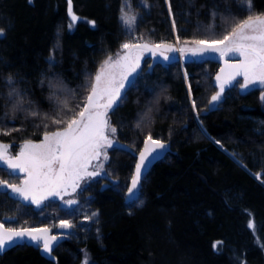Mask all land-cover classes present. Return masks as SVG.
<instances>
[{
  "label": "trees",
  "instance_id": "1",
  "mask_svg": "<svg viewBox=\"0 0 264 264\" xmlns=\"http://www.w3.org/2000/svg\"><path fill=\"white\" fill-rule=\"evenodd\" d=\"M170 3L171 14L167 0H130V9L125 0H72L80 20L70 29L67 0H0V131L10 133L0 135V143L18 149L27 140L41 142L45 130L62 128L43 119L56 111L49 82L69 107L75 106L82 99L85 73L94 75L133 36L193 47L194 39L219 38L229 27L226 21L248 15L238 0ZM252 6L253 15L264 14V0H252ZM122 8L137 17L132 35L120 19ZM158 56H150L112 114L121 148L109 167L111 177L84 196L81 216L65 211L62 220H70L74 230L52 252L56 259L25 244L0 255V264H83L87 253L90 264H264L262 88L233 86L213 104L215 60L190 59L184 71L181 62ZM9 76L25 96L24 108L39 116L11 110L4 99ZM148 134L172 143V152L144 180L139 199L128 202ZM13 207L2 198L0 212L10 227L31 219L33 226L44 223L34 211Z\"/></svg>",
  "mask_w": 264,
  "mask_h": 264
},
{
  "label": "snow or ice",
  "instance_id": "2",
  "mask_svg": "<svg viewBox=\"0 0 264 264\" xmlns=\"http://www.w3.org/2000/svg\"><path fill=\"white\" fill-rule=\"evenodd\" d=\"M125 2L130 9V0ZM167 2L171 14L170 0ZM238 3L248 12L245 19L226 21L229 27L219 38L209 35L205 39H194L191 42L193 47H188L187 42L184 47L179 48L165 43L154 44L149 43L143 36H133L132 40L121 44V50L115 54V58L109 55L94 75L85 73L86 80L81 85L82 99L73 107H69L68 100L61 99L57 94V85L49 82L48 87L52 90L49 99L55 101L56 111L54 116L45 114L43 119L63 127L51 132L45 130L39 143L25 141L15 156L9 154L10 145L0 143V167L6 171L12 170L9 175H19L20 172L26 174V178L20 185L0 180V194L9 195L10 189L12 195L39 205L49 196H59L62 199L61 193H67L69 189L76 192L80 181L99 176L103 169L102 163H97L92 171H89V168L93 161L108 158L106 149L113 146L110 136L114 137L117 132V128L111 124L109 113L114 115L122 106L125 99L122 90L125 89L126 83L132 84L133 81L129 77L135 78L133 74L140 68L144 52H150L153 56L159 52L164 60L170 59L166 55L167 52H191L193 55L219 53L221 57L231 53L242 57L238 64H229L225 61L226 69L229 70L228 78L224 80L221 75H217L216 80L220 81V87L217 94L211 97V101H218L224 92L225 83H230L237 76L243 77V82L240 84L243 88L249 85L264 86V14H252V0H238ZM67 5L70 20L73 22L68 25L71 29L79 18L72 10V0H67ZM212 16L215 18L216 13L213 12ZM120 19L128 34L132 35L135 30L136 15L122 8ZM89 23L95 24L94 21ZM172 24L175 26L174 19ZM205 31L211 33L212 29L208 28ZM2 35L3 29H0V36ZM176 39L179 41V36ZM54 52L55 50L49 57L50 66L54 62ZM224 71L225 69H221V73ZM4 84L7 88L4 99L11 105L13 112H27L32 117L40 115L37 111L29 112L24 108L25 96L11 76L5 78ZM261 99L264 100V97ZM28 107L32 108L33 105L29 103ZM193 107H195L194 101ZM6 117L7 113H5ZM47 126V124L44 125L45 129ZM136 127L139 128L140 124ZM9 134V132L0 131V135ZM144 145L139 155V162L135 166L129 191L137 189L142 169L147 167L145 162L149 160V157H152L157 149L165 147L160 140L153 139L151 134L147 135ZM67 203L74 204L76 201L69 200ZM58 227L67 229L72 225L67 221H61ZM249 227H254L252 221ZM50 232V228H15L0 224V252L28 240L41 247L45 253L51 254L58 237L50 235ZM83 264H87V258Z\"/></svg>",
  "mask_w": 264,
  "mask_h": 264
},
{
  "label": "flooded vegetation",
  "instance_id": "3",
  "mask_svg": "<svg viewBox=\"0 0 264 264\" xmlns=\"http://www.w3.org/2000/svg\"><path fill=\"white\" fill-rule=\"evenodd\" d=\"M172 46L174 47L176 45H172ZM181 54L183 56L182 60H184L185 62H188V60H190V59H197L198 55H200V56H203V58H202L203 60L212 59V60H215L217 62V64L219 65V68L221 66L220 60L218 59V57H220L219 53L214 54V55H212V54L207 55L205 53L197 54V55H193V54L189 55L190 52H187L186 54H185V52L184 53L167 52L166 55L170 58L167 61L172 60L174 62H181ZM187 55H189V56L187 57V60H185V57ZM150 56L154 57L149 52L143 53L142 57L144 58V60L141 64L142 71L144 70V65L150 60ZM158 58H159V61L164 60V58L161 57L160 55L158 56ZM221 59L239 61V60H242L243 58L239 57L237 54H231L230 53L227 56H223V58H221ZM164 61H166V60H164ZM142 71H141V73H142ZM242 82H243V78L234 82V83L235 84H242ZM250 86H253L255 88L256 87L260 88V85H250ZM262 90H264V88H262ZM111 116H112V113L110 112L109 113L110 120H111ZM116 133H117V139L115 137H112V136H110V138L113 140V142L117 143L118 145L115 148H114V146L107 148L106 149L107 157H108L107 160H104L103 158H101L100 161H93L92 165L89 168V171L94 170L95 165L97 163H102L103 168L107 166V169L109 172V167L111 166L112 161L114 159V154H115L117 149L121 148V144H120L119 139H118V131ZM35 143H39V142H35ZM9 145H10L9 154L12 156L17 155L18 152L20 151V148L15 149L12 144H9ZM10 171H12V170L6 171V170H4L3 167H0V180H4V181H6L7 179L10 181L20 180L21 181L20 184H22L24 179L26 178V174L20 172L19 175H9ZM110 177H107L106 174L103 172V169H102L101 174L99 176L91 177V178H85L84 180L80 181V186H79V188H77L76 192H72V190L69 189L67 193H61V195L63 197L62 199L59 196H49L47 199H44L39 205L32 203L31 201L24 200L22 197H17L15 195H12L11 190L9 189L8 190L9 195L4 196V195L0 194V206L2 203V198H4V199L8 200L14 206L12 209L17 210L18 208H25L26 210L34 211L33 215L41 216V219L44 220L43 224L41 223L38 226H33L34 222L32 221L33 219H31V222H28L27 224H23L25 226H21V227L50 228L51 229L50 235H56L58 237V240L55 243L54 248H53V251H54L58 245H60L62 242H64L66 239L69 238L67 235H69L70 232L69 233H62L58 227V225L60 224L61 221H67V220H62V218H64L65 211L77 210L78 215H80L81 203L84 200V196L88 193L89 189L91 190L92 187L99 185V184H103L104 183L103 181L109 179ZM20 184H17V185H20ZM69 200H75L76 203L68 204L67 201H69ZM2 207H3V204H2ZM12 211H14V210H12ZM0 215H1V220L4 223V225L6 227H10L8 224L9 220L6 217V215H3V213H1V212H0ZM67 222L71 223V225L73 226V230H74L73 223L70 222V220ZM16 228H19V227H16ZM56 231H57V233H56ZM27 244H35V243L29 242Z\"/></svg>",
  "mask_w": 264,
  "mask_h": 264
},
{
  "label": "water",
  "instance_id": "4",
  "mask_svg": "<svg viewBox=\"0 0 264 264\" xmlns=\"http://www.w3.org/2000/svg\"><path fill=\"white\" fill-rule=\"evenodd\" d=\"M174 47L177 48V46H174ZM205 54H207V55H210V54L214 55V54H218V53H205ZM189 55H192V53L190 52ZM189 55H187V56L185 57V60H187V57H188ZM221 58H223V57H221V56L218 57V59L220 60L221 66H220V68L218 69V71H217V73H216L215 79H216L217 75H221V76H222V79L227 80L228 75H229V70L226 69L225 61H227L229 64H238L241 60H239V61H232V60L221 59ZM216 59H217V58H216ZM143 60H144V58L142 57V58H141V61H140V68H138V69H137V72L133 74V76H134L135 78H134V79H133V77H130V78H129L130 80L133 81L132 84H131V85H128V84L126 83V85H125V89L122 90V95L125 96V95L128 93V91L130 90V88L133 86V84L135 83V81H136L137 78L139 77V75H140V73H141V71H142L141 64H142ZM221 69H225V71H224L223 73H221ZM242 78H243L242 76H237V77L235 78V80H232L231 82H236V81H238V80H240V79H242ZM153 139H154V138H153ZM160 141H161L162 143L165 144V147H164L163 149H157V150H156V153H153V156H152V157H149V160L145 162L146 165H147V167L144 168V169H142L141 180H140V183H139L138 186H137V189H132L131 191H129V189L131 188V182H130L129 189H128L127 194H126V199H127L128 202H135V201H137V200L139 199L140 194H141V190H142V188H143V182H144V180L147 178V176H149V174H150L151 171L153 170L154 166H155L158 162H160L161 160H163V159H164L169 153L172 152V146H171L170 143H168V142H166V141H162V140H160ZM144 146H145V145H143V147H142V149H141L140 152L143 151ZM140 152H139L138 155H137V162H136V164L139 162V155H140ZM135 166H136V165H135ZM134 174H135V169H134L133 176H134ZM133 176H132V177H133ZM0 224H3V225H4V223H3L2 220H1V215H0ZM4 226H5V225H4ZM5 227H6V226H5ZM59 230H60L62 233H69V232H71V231L73 230V226H72L71 228H67V229L59 228ZM29 242H30V241H28V240H24V241L21 242L18 246H20V245H25V244H27V243H29ZM15 247H17V246H12V247L7 248L5 251L0 252V255L5 254L6 252L12 250V249L15 248ZM43 254H44L47 258H49V259H52V260H55V259H56L55 256L53 255V253L48 254V253L43 252Z\"/></svg>",
  "mask_w": 264,
  "mask_h": 264
},
{
  "label": "rangeland",
  "instance_id": "5",
  "mask_svg": "<svg viewBox=\"0 0 264 264\" xmlns=\"http://www.w3.org/2000/svg\"><path fill=\"white\" fill-rule=\"evenodd\" d=\"M72 10H73V8H72ZM73 12H74V10H73ZM75 13V12H74ZM76 15V14H75ZM77 16V15H76ZM78 17V16H77ZM79 18V17H78ZM80 20V18L77 20V21H79ZM76 21V22H77ZM176 45H178L179 47H181V44L179 43V42H177V44ZM182 54H181V65H182V67H183V70L185 71V61L184 60H182ZM203 58V56H200V55H198V57H197V59H202ZM219 69V68H218ZM218 71V70H217ZM217 73V72H216ZM186 75H185V78H186V80H187V82H188V78H189V75L187 74V73H185ZM216 76V75H215ZM214 82H215V85H217V92L219 91V87H220V81H217V80H215L214 79ZM233 86H239V88H241V89H243V90H245V89H248L249 87H250V85L247 87V88H243V87H241L240 86V84H235L234 82H230V83H225V85H224V92L221 94V96H220V99L218 100V101H213V104H216V103H219L220 102V100H221V98H222V96H223V94L226 92V90L227 89H229V88H231V87H233ZM260 87L261 88H264V86H262V85H260ZM217 94V93H216ZM262 97H264V90H263V92H262V95H261ZM263 102H264V100H263ZM111 124H112V126H114L115 127V125H114V123H113V121H112V119H111ZM116 139H117V133L115 134V136H114ZM114 144H113V146H114V148L118 145L117 143H115V142H113ZM110 159V158H109ZM103 172L106 174V176L107 177H110L111 175H110V173L108 172V169H107V166L106 167H104L103 168ZM8 183H13V184H20L21 183V181L20 180H14V181H10V180H6ZM104 183L103 184H105V181H103ZM69 238H70V236H71V234H69V235H67ZM89 256V257H88ZM86 258H87V264H90L91 262H92V259H91V257H90V255H89V253H87L86 254Z\"/></svg>",
  "mask_w": 264,
  "mask_h": 264
},
{
  "label": "bare ground",
  "instance_id": "6",
  "mask_svg": "<svg viewBox=\"0 0 264 264\" xmlns=\"http://www.w3.org/2000/svg\"><path fill=\"white\" fill-rule=\"evenodd\" d=\"M167 6H168V5H167ZM212 87H213V86H212ZM213 88H215V86H214ZM216 89H217V88H216ZM257 93H258V92H257ZM210 100H211V99H210ZM210 100H209L208 102H210ZM210 108H211V107H210ZM211 110H212V109H211ZM211 110H210V111H211ZM196 118H197V117H196ZM199 124H200V123H199ZM171 144H172V143H171ZM94 187H95V186H94ZM89 190H90V189H89ZM89 192H91V191H89ZM125 197H126V196H125ZM85 209H86V208H85ZM86 211H87V210H86ZM74 212H75V211H74ZM75 213H76V212H75ZM88 214H89V213H88ZM88 214H87V215H88ZM81 215H82V214H81ZM81 215H80V216H81ZM70 216H71V215H70ZM66 218H68V217H66ZM56 233H57V231H56ZM70 233H71V232H70ZM88 257H89V256H88ZM91 263H92V262H91Z\"/></svg>",
  "mask_w": 264,
  "mask_h": 264
}]
</instances>
